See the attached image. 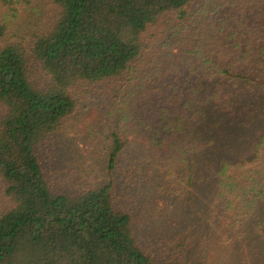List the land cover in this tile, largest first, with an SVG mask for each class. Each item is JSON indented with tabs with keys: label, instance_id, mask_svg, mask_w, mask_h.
I'll use <instances>...</instances> for the list:
<instances>
[{
	"label": "trees",
	"instance_id": "trees-1",
	"mask_svg": "<svg viewBox=\"0 0 264 264\" xmlns=\"http://www.w3.org/2000/svg\"><path fill=\"white\" fill-rule=\"evenodd\" d=\"M38 7L0 0V264H163L141 247L117 200L122 131L101 144L104 183L77 194L48 179L39 149L69 130L87 90L112 88L129 101L181 69L180 103L160 115L147 178L165 169L190 177L188 187L216 182V207L232 210L224 174L254 175L261 189L239 211L264 244V0H51L44 23ZM30 62L48 88L33 83ZM216 148L226 154L196 176V158Z\"/></svg>",
	"mask_w": 264,
	"mask_h": 264
},
{
	"label": "rangeland",
	"instance_id": "rangeland-1",
	"mask_svg": "<svg viewBox=\"0 0 264 264\" xmlns=\"http://www.w3.org/2000/svg\"><path fill=\"white\" fill-rule=\"evenodd\" d=\"M36 1L41 11L39 22L44 23L53 12L51 0ZM30 74L39 88L46 89L51 84L37 62H30ZM182 75L183 70H178L159 91L135 94L129 101L123 91L106 87L99 92L94 89L80 94L79 109L70 119L69 130L55 134L39 149L47 177L59 190L76 194L101 185L106 178L101 144L113 130H120L129 143L115 177L117 200L132 214L135 237L155 261L163 264H264V244L258 243L257 233L249 232L245 211H239L256 195L252 187L261 189L254 175L246 177L235 171L224 174L225 183L230 187L225 194L233 200L236 210L225 205L216 207L212 196L219 189L216 182L194 183L188 187L184 183L190 177L183 183L178 176L169 178L165 169L163 172L153 169L155 178L151 183L147 178L146 169L150 166L147 159L149 156L155 159L151 147L153 134L160 128L158 122L163 109L180 103L176 96L181 91ZM261 108L264 115V107ZM123 116L126 120L121 123ZM198 118L193 116V121ZM214 127L210 131H215ZM161 148L157 157L167 162L165 150ZM225 154L222 148L202 152L196 158V176L203 177L208 169L206 162ZM4 203L0 190V210Z\"/></svg>",
	"mask_w": 264,
	"mask_h": 264
}]
</instances>
